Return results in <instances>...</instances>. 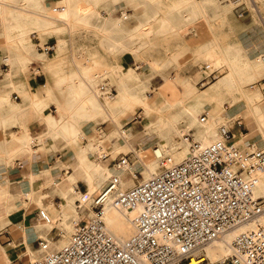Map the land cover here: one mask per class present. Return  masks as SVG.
I'll use <instances>...</instances> for the list:
<instances>
[{"label": "bare ground", "instance_id": "bare-ground-1", "mask_svg": "<svg viewBox=\"0 0 264 264\" xmlns=\"http://www.w3.org/2000/svg\"><path fill=\"white\" fill-rule=\"evenodd\" d=\"M2 1L3 0H0V24L2 25V29L9 32L15 30L18 33L17 35H3L2 42L8 45V47H12V49L16 51V57L20 55L23 60L27 57L42 58V54H38L27 48L25 34L31 29H41L48 32L51 29H57V27L55 28L56 22H62L69 27L73 21H82L88 24L92 19H103L104 21L112 20L114 21V26L120 28L123 24L122 19L127 18L128 15L126 11L122 13L121 18L114 17L113 15L114 12L117 11L116 5L122 0L102 1L100 3L91 2L90 0H81L79 2L77 0H64L62 4L52 6L53 9H48L46 8L47 6L44 7V0H34L37 10L40 11L39 14L34 13V15L27 9L29 6L28 0H24L23 3H21L24 8L8 5ZM124 1L125 4L132 5L136 11L140 7L137 1ZM175 9L179 13L184 9L197 13L200 9V3L197 0H188L185 5L183 4ZM102 12H106L107 17H102ZM118 18L121 19L122 22H117ZM138 26H141L140 22ZM142 32L144 33L145 31L136 32L137 37L133 38L127 45L132 46L140 40ZM110 45L114 49L122 50L125 47V41L112 39ZM244 56L246 59L241 58ZM198 57L205 60L204 63L209 67V69L206 70L207 72L216 68H221L225 71L224 74L215 82L211 83L203 94L199 95L195 94L193 85L191 88L183 89L186 85L185 83L189 82L188 79H177L180 86L178 84L173 85L179 87L180 93L184 92L186 97L195 95V101L185 105L180 97L173 100L167 98L155 105L145 108L146 120L143 124V134L141 135L130 133L131 131L129 132L125 129L124 138L121 132H118L116 129L111 135L117 138L114 143L115 151L125 149V154L132 153L131 163H128L122 168H118L117 165L109 167L106 165L107 163L105 164L103 162L105 159L101 158L102 152H108L106 150L107 147L102 148L99 147V145H95L96 151L93 152V155L96 154V157L94 160L91 158V156H93L91 152L93 149L92 144L90 143V145L86 146L79 144V140L84 134L81 124L83 122H105L108 120L113 122L112 117H120L124 114H128L131 106H133V104H139L142 100L141 94L147 85V71H143L141 74L129 71L125 76V83H123L122 79L117 81V79L112 78L117 89V93L113 96H108L106 91H101L98 88V81L85 78L81 74H77L76 76L74 72L65 75L66 78L61 86L63 91H61L65 92L68 97L71 98L64 100L53 99L57 114L47 115L43 121L49 134V139L60 137L66 142L76 146V164L72 166L73 170L67 176L69 181L74 183L78 178H82L87 185L88 195L93 197L104 191L107 181L114 175L119 178V189L123 191L135 184V179L137 178L136 172H141L143 174V179H148L151 175L157 173L160 168L161 157H167L170 164L181 162L189 149L190 141L186 139V135H191L193 141L199 142L201 145H208L218 139V127L220 125L217 126L218 117L213 116H215V114L217 115L219 111L216 106L221 103L223 91H227L228 96L232 99L237 97L242 99L241 103L244 104V108L241 112H243L244 122L248 125L250 124L249 122H251L259 132L258 138H253L251 132H240L238 136H235L234 143L239 146L240 151L243 153L253 149H263L264 101L258 100L259 94L257 91L245 92L243 90V85L252 82L257 75L264 71V51L256 54L251 50L247 55L242 53L240 57L239 55L236 56L228 49L218 50V47L209 46L207 50L199 53ZM251 57H256L257 60L255 63L250 62L249 59ZM203 59L201 60L203 61ZM40 87L43 88L42 92L37 90V86L30 89L34 99L23 101L24 103L33 104L36 110H39L42 101L35 100V98L42 95L46 96L48 90L45 86H39V88ZM20 91L25 92L26 90L21 89ZM22 96L28 97L25 93H23ZM98 96L106 97V103L102 104ZM131 97L135 99L133 100V104ZM18 109L20 108L18 107ZM203 111L208 114V119L205 121H201L200 117ZM226 122L227 121H225V123ZM107 138H110V136H107ZM179 139H181V141H179ZM112 154L111 152V156ZM126 174L129 176L127 179H124ZM128 181L131 183L126 185ZM69 193L71 194L69 195ZM59 194L61 196L60 209L53 215L50 211L51 206L50 208H43L41 212L46 217V220H42L43 222L48 223L51 228L57 225L60 230L64 231L71 227L72 219L91 218L92 212L90 210H83L81 214L75 212L74 199H80L81 192L70 186L67 191H62L60 189ZM253 196L255 198L264 197V171L257 175L256 183L253 187ZM29 197L32 198L33 194ZM87 206L88 204H85V208H87ZM69 209L72 210L71 215L67 213ZM136 214L137 210H127L125 213H122L113 207H109L103 215V221L108 231L114 237L124 241L129 239L133 234L131 219H133ZM58 217H62L60 222L56 221ZM260 221L264 223V215L261 217ZM253 227H255L254 223L246 228ZM236 232L237 231L227 234L223 239L217 240L206 249V253L212 261L223 259L228 255V244ZM46 242L49 247L51 241L47 240ZM68 242L69 239H66L64 244H53L55 251L61 250ZM47 252L51 251L48 250Z\"/></svg>", "mask_w": 264, "mask_h": 264}, {"label": "built area", "instance_id": "built-area-1", "mask_svg": "<svg viewBox=\"0 0 264 264\" xmlns=\"http://www.w3.org/2000/svg\"><path fill=\"white\" fill-rule=\"evenodd\" d=\"M227 2L237 17L248 13L244 0ZM36 46L47 55L55 51V44ZM208 69V65L202 67ZM216 72L212 70L201 81L209 78L205 84L209 83L218 77ZM99 88L108 96L115 93L104 84ZM207 118V113L201 115V121ZM229 122L218 127V139L208 145L186 135L189 149L181 162L170 164L161 157L157 173L148 179L136 178L126 190L119 189L114 175L100 194L90 197L87 191L81 192L75 212L90 210L91 218L72 219L69 242L59 251L47 252V242L39 241L43 256L29 264H264V223L260 221L264 197L253 196L257 175L264 171V148L241 152ZM236 123L240 125L239 120ZM94 128L102 139L104 123ZM106 150L102 159L111 157L110 148ZM130 154H119L110 163L122 168L131 163ZM109 207L122 213L137 210L129 239L119 240L108 231L103 215ZM38 215L46 220L41 211ZM252 223L255 227L246 228ZM234 231L228 255L212 261L206 249Z\"/></svg>", "mask_w": 264, "mask_h": 264}, {"label": "rangeland", "instance_id": "rangeland-1", "mask_svg": "<svg viewBox=\"0 0 264 264\" xmlns=\"http://www.w3.org/2000/svg\"><path fill=\"white\" fill-rule=\"evenodd\" d=\"M23 1L24 0H4V2L8 5L24 8L21 4ZM61 1L62 0H44V5L46 4L48 7H52ZM77 1L79 2L81 0ZM90 1H98L100 3L102 1L111 0ZM128 1L129 0H126V2ZM134 1H137L138 6L141 7H139L137 11L129 4L119 2L116 5L117 11L114 12V17L121 18L122 14L120 11L122 13L126 11V14H128L127 18L122 19L123 24L120 28L115 27L114 21L112 20L104 21L103 19H92L88 24L82 21H73L69 27L64 25L62 22H56L57 25L55 24V28L57 27V29H51L48 32L41 29H35L30 33L32 50L37 52L38 50L36 45L47 42L48 44H55V51L48 55L42 54L41 59L29 60L25 62V65L16 76V78H23L24 76H34V74L43 75L42 72L45 73L47 75V81L45 84L48 86V90L52 92L51 97L47 100L49 107L46 109V114L55 115L52 96H59L61 94V90L63 91L61 86L66 78L65 75L69 73L74 72L76 76L77 74H81L85 78L98 81V88L99 85L104 84L108 89H116L115 83L112 80L113 75L118 79L121 77L123 83H125L123 77H125L129 71H134L138 74L142 70L153 71L154 76L151 82L147 83L145 89L143 90L141 94L142 100H139V104L134 105L133 100L135 99L131 97L134 107L131 106L128 114H124L120 117H112L113 122L108 120L107 122L95 121L92 123L83 122L81 124L84 134L82 135L83 139L81 138L79 140V144L86 146L91 143L93 146L92 151H96L97 145L102 148H106L111 145L109 143L111 138H113L111 135L116 129L118 132L120 131L121 135L125 138V131H123V129L120 130L123 124H125L126 130L129 132L131 131L130 133L139 135L143 134V124L146 120L145 108L151 105H155L167 98L173 100L180 97L185 105L196 100L195 95L186 97L184 92L180 93L179 87L173 85L178 84L180 86L178 80H175L174 83L167 82L164 87H161L159 84L162 83V78L170 76H187L189 77V82L185 83L186 85L184 87L182 86L183 89L191 88L193 85L196 95L203 94L211 84L210 82L213 83L216 80L210 81V84H205L209 78L206 81H201L202 77L207 74L202 71V67L207 64L197 58L199 53L198 51L201 47L210 44L219 45L222 49H228L236 56L239 55L240 57L242 53L247 55L248 52L251 51L250 48L241 45V41L239 42L238 37L225 33L226 26H236L239 24L240 20L237 19L233 13L232 5L223 2L222 0H215V2L209 4L207 11L208 17L206 14H200L199 11H197V13H193L187 9L182 10L180 15L188 13V16L193 22L192 25L197 22V24L193 26V31H190L183 38L179 37L173 27L168 25L167 22H171L178 17V14L174 12V9L183 4L185 5L188 0ZM244 2L245 7L248 10L247 12L250 14V17L254 19L255 27H259L264 35V0H244ZM28 4L29 6L27 9L33 8L37 10L35 1L33 3V1L28 0ZM223 7L227 8L231 17L228 19L226 17L221 20L217 12H219V10ZM209 10L211 15H208ZM102 16L106 17L107 13L102 12ZM198 17H201L203 20H197ZM164 18L167 20H164ZM118 21L122 22L119 18L117 19V22ZM139 22L141 23V26H138ZM2 31V25L0 24V88L4 86V73L9 70V64L12 65L11 59L15 55V51L12 47H8V45L2 42ZM138 31H145V34L143 32L141 33L142 37L146 39V43L144 45L139 47L137 46L136 49L133 47L131 54H126L124 51L119 49L111 50L110 41L112 39L122 40L128 43L131 42L133 38L137 37L136 32ZM39 52L42 51L39 50ZM259 53L262 52H256V54ZM6 57L9 59L8 62L5 60ZM241 58L246 59L245 56ZM55 60H58V63L53 65ZM249 60L251 63H255L257 59L256 57H251ZM32 62H34V66L39 65L40 72L36 71V68H34V71L31 70L30 63ZM136 66L139 67L136 68ZM15 70V68H11L8 77H13L15 75ZM216 70V75L220 77L225 72L221 68H216ZM40 77L42 78V76ZM95 78H97V80H95ZM263 82L264 71L257 75L252 82L244 84L243 90L245 92L257 91L259 94L258 100L264 101V93L261 92L259 88V86H262ZM40 83H44L43 78ZM6 90L7 94H9L8 97L10 100L11 98L14 101L20 100L18 92L13 90L12 87H5V91ZM37 90L42 92L43 88L38 87ZM116 93L117 89L114 94ZM222 93L223 98L221 99V103L216 106L219 111L217 115L215 114V116H213L218 117L217 126L224 124L225 121H228V117L225 116L226 106L233 108L235 105L242 102V99L239 97L232 99L228 96L227 91H223ZM16 96L17 99H15ZM98 97L102 104L106 103V100L101 98L103 96ZM202 113L205 112L203 111ZM234 118L243 119V112L237 113ZM101 123H104L105 135L102 139H98V135L94 132V127L95 125ZM246 132L247 131L244 133ZM107 136H110V138H107ZM190 139L193 141L191 135ZM179 141H181V139H179ZM130 156L132 160V153ZM91 158L94 160V157L91 156ZM128 176L129 175L126 174L124 179H127ZM136 176L139 180L143 179V174L141 172H136ZM127 183L126 185H129L131 182L128 181ZM64 231L67 234L68 240L71 234V227ZM41 256H43V254Z\"/></svg>", "mask_w": 264, "mask_h": 264}, {"label": "crops", "instance_id": "crops-1", "mask_svg": "<svg viewBox=\"0 0 264 264\" xmlns=\"http://www.w3.org/2000/svg\"><path fill=\"white\" fill-rule=\"evenodd\" d=\"M31 1L34 3V0ZM122 1L120 3L125 4V1ZM197 1L200 3V14H206L207 16L209 4L215 2V0ZM222 1L229 3L227 0ZM63 2L64 0L58 4H62ZM43 6L45 7L47 5H44L43 3ZM46 8L53 9V7L48 6ZM30 9L28 10L32 15H34V13H40L38 10L33 8ZM210 10L208 15H211ZM174 12L178 14V17L167 23L173 27L174 31L179 35V37L183 38L190 31H193V26L197 24V22L192 25L193 22L188 16V13L185 15H180L176 9H174ZM233 13L235 14L234 10ZM217 14L221 20L225 19L226 17L227 19L231 17L229 11L225 7L219 10ZM235 16L237 17L236 14ZM199 19L203 20L201 17L197 18V20ZM237 19L240 20L239 24L233 27L226 26L225 33L238 37L239 42L241 41V45L250 48L254 53L264 51L263 32L259 27H255L254 20L250 17V14L247 13L244 17H237ZM164 20L167 19L164 18ZM34 30L35 29H31L25 34L27 48L30 50H32L30 33ZM2 34L17 35L18 33L15 30L9 32L3 29ZM145 43L146 39H144V37H141L139 44L137 41L132 46H128L127 44L129 43L125 42V47L122 49V51H124L126 54H131L133 47L136 49L137 46H142ZM209 46L218 47V50L222 49L219 45L210 44L201 47L198 52L202 53L203 51L207 50ZM111 50L116 49L111 46ZM36 53L43 54L39 51ZM197 58L200 61L203 59L199 57ZM37 59L38 58L27 57L25 60H23L21 59L20 55H17L16 57L15 51V55L11 59L12 65L8 63L9 70L4 73V86L0 88V264H29L31 261L40 258L42 255V250L40 249L38 243L42 240L51 241V245H49V251L51 252L55 251L53 244H64L65 240L67 239L66 232L60 230L57 225L51 228L48 223L42 221L38 215V212L43 208H50L51 206L50 211L53 215H55V212L60 209V189L62 191H67L71 186L79 192L87 191V185L82 178H78L74 183H71L67 178L68 174H70L73 170L72 166L76 164V146L66 142L60 137L49 139V134L44 125L43 120L47 116L46 109L49 107L47 100L49 97H51L52 92L47 90L46 96L42 95L38 98H35V100L37 99L42 101V105L40 106L41 109L39 108V110H36L33 104L23 102L27 99H34L32 92L30 91L32 87L45 86L48 89V86L45 84L47 81V75L43 72V75L34 74V76L16 78L21 68H23L25 65V62ZM5 60L8 62L9 59L6 57ZM202 62H205V60L203 59ZM55 63L57 64L58 60L53 62V65H55ZM30 67L32 71H34V68H36V71L40 72L39 65L34 66V62L30 63ZM138 67L139 66H136V68ZM11 68L16 69L14 72L15 75L13 77H8ZM143 71H147V83H150L154 76V72L151 70H142L140 74ZM202 71L203 73H207L204 77H202V79L208 76V74L211 72H207L205 70ZM214 71L217 70L214 69ZM40 76H42L44 80L43 84L40 83V81H42ZM219 77L220 76L214 80H217ZM180 78L188 79L189 77H165L162 78V83L159 85L164 87L165 83H174L175 80ZM113 79H117V81H119L122 78L120 77L118 79L116 76H114ZM123 79L125 82V77ZM95 80H97V78H95ZM5 87H12L13 90L17 91L20 100L14 101L12 98L10 100L7 90L5 91ZM259 88L261 92L264 93V88L262 86H259ZM21 89H25L26 91H20ZM23 93L27 94L28 97H23ZM70 98L71 97H68V95L62 91L59 96H52V99L57 100ZM101 98L106 100V97L104 96ZM15 99H17V96ZM53 105L56 115L57 109L54 103ZM18 107L20 109H18ZM243 108V103H239L233 108L226 106L225 116L228 117V121H230L229 124L234 138L235 136H238L240 132L244 133L245 131L249 133L251 132L253 138H258L259 132L251 122H249L250 124L248 125L242 121V118H234V116L237 113H240ZM236 120L240 121V125L236 123ZM122 129L125 131V124L122 125L120 130ZM116 140V137L111 138L109 142L111 145H109L107 148H110L109 152L110 154L111 152L113 154L110 158L103 161L105 164L107 163L106 165L109 167L115 166L110 163V160L113 157L119 154H125V149L115 151L114 143ZM92 150L91 152L93 155L94 151ZM92 157L95 158L96 156L93 155ZM32 194L33 197L30 198L29 196ZM70 194L71 193H69V195ZM74 201H76V199H74ZM57 205H59V208ZM71 212V209L67 210L69 215L72 214ZM88 218L90 217H87V219ZM61 220L62 217H58L56 221L60 222Z\"/></svg>", "mask_w": 264, "mask_h": 264}]
</instances>
